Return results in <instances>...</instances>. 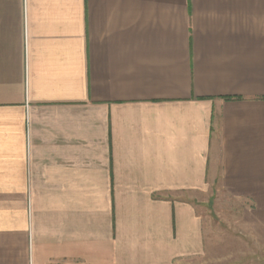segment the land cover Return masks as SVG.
<instances>
[{"label":"crops","instance_id":"1","mask_svg":"<svg viewBox=\"0 0 264 264\" xmlns=\"http://www.w3.org/2000/svg\"><path fill=\"white\" fill-rule=\"evenodd\" d=\"M219 227L264 251V0H0V264H214Z\"/></svg>","mask_w":264,"mask_h":264},{"label":"rangeland","instance_id":"2","mask_svg":"<svg viewBox=\"0 0 264 264\" xmlns=\"http://www.w3.org/2000/svg\"><path fill=\"white\" fill-rule=\"evenodd\" d=\"M217 207V212H222L225 208L220 204ZM224 208V209H223ZM219 229V230H218ZM222 228H216V248L214 250V253L216 254L214 264H241L242 260L239 259L238 255H243L246 258L247 261L251 262L255 259H264V251L260 248H257L254 246V244H251L250 242L244 240L242 237H240L236 231L232 228V230H226L224 234L221 232ZM219 231V232H217ZM224 241V242H219ZM222 256H228L224 257Z\"/></svg>","mask_w":264,"mask_h":264}]
</instances>
